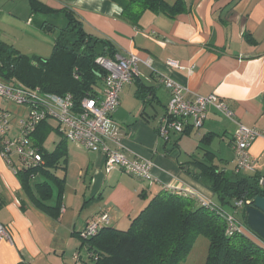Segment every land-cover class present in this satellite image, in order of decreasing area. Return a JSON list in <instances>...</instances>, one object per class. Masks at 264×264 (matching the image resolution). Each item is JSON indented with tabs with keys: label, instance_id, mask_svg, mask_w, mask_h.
<instances>
[{
	"label": "crops",
	"instance_id": "1",
	"mask_svg": "<svg viewBox=\"0 0 264 264\" xmlns=\"http://www.w3.org/2000/svg\"><path fill=\"white\" fill-rule=\"evenodd\" d=\"M38 1L55 9L70 8L88 33L110 39L117 55L138 57L139 77L121 92L120 105L107 124L104 139L129 159L150 161L154 178L147 182L140 179L142 183L130 189L132 180L120 168L111 170H116L111 178L105 156L93 152V157L87 156V170L92 167L94 171L84 183L82 201H76V194L69 200L63 191L67 145L61 149L67 157L65 174L50 166L54 177L39 173L26 184L0 153V222L12 237L0 240V264H72L71 258L65 257V252L70 249L72 253L76 246L72 234L83 231L91 217L108 213L110 225L125 229L124 224L129 220L130 226L160 192L189 196L193 192L211 200L214 191L194 174L201 173L203 166L198 162L212 160L232 178L234 134L239 124L261 132L249 147L256 159L254 170L243 175L264 177V0H182L181 10L174 16L146 9L137 23L121 14L128 0ZM165 1L174 5L177 0ZM61 16L66 21L62 14L56 15ZM170 60L178 62V67L170 66ZM163 77L186 87L187 99L216 94L234 117L209 106L202 127L172 131L168 139L161 137L159 125L171 99ZM99 95L103 96V85ZM40 126L41 130L46 127V136L57 127L52 120ZM14 159L20 166L17 157ZM82 180L79 176L76 183ZM40 182L48 190L45 196L38 190ZM56 183L60 185L58 195ZM39 199L53 209L58 206L59 212L45 211ZM70 209L75 218L66 223Z\"/></svg>",
	"mask_w": 264,
	"mask_h": 264
},
{
	"label": "trees",
	"instance_id": "2",
	"mask_svg": "<svg viewBox=\"0 0 264 264\" xmlns=\"http://www.w3.org/2000/svg\"><path fill=\"white\" fill-rule=\"evenodd\" d=\"M30 3L34 11L46 16L62 14L70 27V39L64 38L65 26L48 19L44 21L43 28L57 30L59 34L49 57L31 61L25 55L14 56L13 51L0 43V76L6 81H21L25 86L38 87L45 92L71 93L76 99L100 97L104 71L97 59L101 56L115 57L117 49L114 43L108 38L88 33L78 15L66 6L55 9L38 0H30ZM181 5L182 0H177L174 5H169L165 0H128L121 14L137 23L146 9L164 11L174 16L181 10ZM73 26L76 29L73 30ZM40 125L33 139L41 149L43 161L27 169L18 165L17 175L24 184L40 172L52 177L54 174L48 169L50 166L66 168V153L61 150L65 141H60L50 152L43 143L47 129L43 127L41 130ZM55 129L59 131L58 127ZM198 163L203 166L201 173L194 174L201 177L224 203L236 207L239 200L253 201L259 195L264 196V185L259 184L261 176L248 177L235 173L230 178L212 160H200ZM42 185L44 183H37L38 190L45 196L48 190ZM38 203L50 214L59 212L58 206L53 209L40 199ZM227 214L223 208L202 205L192 196L165 191L155 195L127 229L107 224L87 239L80 235L81 232L79 236L83 240L82 245L87 242L89 253L93 252L96 256L88 264H182L198 234L209 240L205 264H264V239L255 232L259 241L247 232L227 234Z\"/></svg>",
	"mask_w": 264,
	"mask_h": 264
},
{
	"label": "built area",
	"instance_id": "3",
	"mask_svg": "<svg viewBox=\"0 0 264 264\" xmlns=\"http://www.w3.org/2000/svg\"><path fill=\"white\" fill-rule=\"evenodd\" d=\"M137 62L138 57L133 54L116 55L113 58L99 57L97 63L104 71L103 96H87L82 99H76L71 93L45 92L38 87L19 84L16 80L6 81L0 76V153L12 171L17 174L19 170L14 156H17L21 168L25 169L43 161L41 149L33 139L34 132L42 122L56 119L59 132L64 134L66 139L105 156L107 172L119 166L121 170L142 179L153 180V164L150 161L129 159L119 150L112 149L104 139L107 124L112 121V116L120 105L121 92L126 85L133 83L139 77ZM169 65L178 67V62L170 60ZM163 83L171 93L166 114L161 119L158 129L161 137L165 139L170 137L172 131L182 133L189 127H202L209 106L229 118L234 117V112L228 104L216 94L197 95L194 99H187L186 87L168 77H163ZM3 102L29 107L28 112L18 120L17 135H11L14 114L2 104ZM260 135L261 132L255 128L238 125L233 143L235 173L254 170L256 159L249 147ZM259 184L264 185V177H260ZM190 195L202 205H213L198 194L190 192ZM252 202L239 200L236 202V207L250 206ZM226 217L227 234L245 232L244 226L232 214H227ZM110 222L108 213L95 215L88 220L80 235L87 239ZM3 239L12 240V237L6 226L0 222V240ZM90 259H96L93 252L89 253V259L83 264H88Z\"/></svg>",
	"mask_w": 264,
	"mask_h": 264
},
{
	"label": "rangeland",
	"instance_id": "4",
	"mask_svg": "<svg viewBox=\"0 0 264 264\" xmlns=\"http://www.w3.org/2000/svg\"><path fill=\"white\" fill-rule=\"evenodd\" d=\"M56 18L57 17H55L54 14L50 16H46L39 11H34L31 6L30 0H0V43L3 44L9 51H13L14 56H18L19 54L25 55L26 57L30 58L31 61H36L41 57L43 58L49 57L53 52L54 45L57 40V36L59 34L57 30H53V31L45 30L43 28L44 21L50 19L53 22L54 21L58 22L60 26H65L66 29L64 32V38L65 40L67 38L70 39V36H68L70 33L69 32L70 27L68 26V24H66L62 16L58 17L57 20ZM72 29L73 30L76 29V26H73ZM18 82L19 84L25 86V84L22 83L21 81ZM2 104L6 106L15 116L12 121L11 135L12 136L17 135L18 120L28 112L29 107L26 105H17L15 103H8V102H3ZM52 121L54 123V126L56 127L58 125V122L56 121V119H52ZM63 140L65 141L64 142L65 145H67L68 147L67 174H66V182L63 191H65L69 200L70 198H73L76 194L77 196L76 201H78L79 198L81 199L83 198L84 183H87L89 181V175L94 171L92 167L89 170H87L88 164L90 165V163H87V156L89 155L90 157H93L94 154L93 152L95 151L87 150L85 148H80V146L76 142L66 139L65 135L59 132L55 128L52 129L47 134L43 143L49 150L53 151L60 143V141ZM116 168H120V167L117 166ZM52 170L56 171V173L63 172L65 174L66 172V170L64 168L62 169L61 167L58 169L54 168ZM87 171H89V174H87L88 173ZM121 172L124 173V175H126V177H128L130 180H132V182L128 184V187L130 189H135L137 185H140V183H142L140 179L145 182L148 181L128 171L122 170ZM40 173L43 174V176H46L43 172ZM108 174L109 176H112L111 178H115L116 170L111 171ZM79 176H81V178L83 179L81 181V184L76 183ZM109 189L107 191H109ZM59 191H60V185L56 183V195H58ZM79 201L82 200L79 199ZM209 201L212 202L214 206L221 207L227 213L235 215L237 221H239L244 226L245 232H247L253 238L258 240L257 236L253 233V231H251V229L247 224L246 221L247 216H245V214H247L246 206L234 207L231 204L224 203L217 196V194H214L213 198ZM79 213L80 212L77 211L76 214L77 221H80V219L82 220V217L79 216ZM74 218L75 215L73 214V210L70 209L69 213L65 217V221L66 223H68L71 220H74ZM128 221L124 224L126 225L125 226L126 228L129 227V225H127ZM72 235L73 237L75 236L76 246L72 253L70 252V249H68L65 252V257H70L72 264H83L84 261L89 259L87 242H85V244L82 245L83 240L79 236V234L77 235L72 234ZM68 245L71 246V244ZM208 248H209L208 238L201 234H198L195 237L194 241L192 242L190 250L186 253L184 258L182 259L181 261L182 264H205L208 255Z\"/></svg>",
	"mask_w": 264,
	"mask_h": 264
},
{
	"label": "water",
	"instance_id": "5",
	"mask_svg": "<svg viewBox=\"0 0 264 264\" xmlns=\"http://www.w3.org/2000/svg\"><path fill=\"white\" fill-rule=\"evenodd\" d=\"M246 212L249 228L264 239V196L255 197L252 204L247 207Z\"/></svg>",
	"mask_w": 264,
	"mask_h": 264
}]
</instances>
